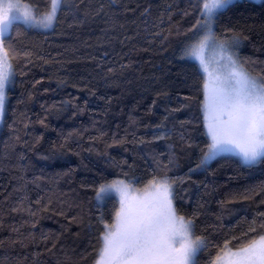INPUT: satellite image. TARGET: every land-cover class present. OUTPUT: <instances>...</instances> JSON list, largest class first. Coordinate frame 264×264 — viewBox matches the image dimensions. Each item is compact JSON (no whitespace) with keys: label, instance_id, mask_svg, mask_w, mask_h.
Segmentation results:
<instances>
[{"label":"trees","instance_id":"trees-1","mask_svg":"<svg viewBox=\"0 0 264 264\" xmlns=\"http://www.w3.org/2000/svg\"><path fill=\"white\" fill-rule=\"evenodd\" d=\"M27 2V0H25ZM40 12L46 0H32ZM198 0H66L52 29H15L14 76L0 126V264H96L104 223L119 204L101 185L174 181L177 214L213 264L264 231V163L207 145L203 79L181 59L200 32ZM219 41L264 77V0H241L214 20ZM238 237L241 239H232Z\"/></svg>","mask_w":264,"mask_h":264},{"label":"snow or ice","instance_id":"snow-or-ice-1","mask_svg":"<svg viewBox=\"0 0 264 264\" xmlns=\"http://www.w3.org/2000/svg\"><path fill=\"white\" fill-rule=\"evenodd\" d=\"M234 2L198 0L200 32L181 54V59L195 62L204 81L201 108L210 143L197 167L228 154L238 156L246 166L264 163V77L250 75L234 57L231 45L218 41L213 30L219 10ZM46 3L47 10L40 12L31 6L32 0H0V119L6 88L14 76L5 41L20 27L50 29L66 0ZM173 183L165 176L153 178L142 191L123 180L99 187L96 199L102 202L114 192L119 208L113 222L103 225L96 264H196L205 241L193 236L192 220L177 214ZM255 232L257 228L250 227L243 234L249 239L235 248L226 241L213 264H264V231L250 235Z\"/></svg>","mask_w":264,"mask_h":264},{"label":"rangeland","instance_id":"rangeland-1","mask_svg":"<svg viewBox=\"0 0 264 264\" xmlns=\"http://www.w3.org/2000/svg\"><path fill=\"white\" fill-rule=\"evenodd\" d=\"M237 1H241V0H235V2L234 3H236ZM256 1V0H255ZM209 2H210V0H209ZM233 3V4H234ZM233 4H230V5H228L226 8H228L229 6H231V5H233ZM226 8H224V9H226ZM224 9H222V10H219V13L220 12H222ZM218 13V14H219ZM56 22V21H55ZM55 22H54V24H55ZM54 24H53V26H54ZM53 26L50 28V29H52L53 28ZM214 27H215V25H214V23H213V30H214ZM50 29H40V30H43V31H47V30H50ZM216 37V39H217V36H215ZM218 40V39H217ZM219 41V40H218ZM231 51L234 53V57L238 60V58L236 57V52H235V47L234 46H231ZM208 53H206V55H207ZM249 73V72H248ZM250 74V73H249ZM251 75V74H250ZM10 85V84H9ZM9 87V86H8ZM7 87V88H8ZM6 88V92H5V103H6V95H7V89ZM4 107H5V104H4ZM3 116H4V114H3ZM1 124H2V119H0V126H1ZM228 155H231V154H228ZM233 156H235V155H233ZM238 157V156H237ZM239 158V157H238ZM131 186L133 187V188H135V189H138V190H140V191H142L143 190V188H138V187H136V186H134V185H132L131 184ZM173 189V188H172ZM114 193V192H113ZM174 193V192H173ZM133 194H139V192H137V193H133ZM114 195H116L117 196V199L119 200V196L116 194V193H114ZM174 204V203H173ZM174 207H175V204H174ZM192 231H193V236L194 237H197L196 235H194V224H193V229H192ZM203 239V238H202ZM204 240V239H203ZM201 251V249L197 252V254H196V256H195V262L197 261V255L199 254V252Z\"/></svg>","mask_w":264,"mask_h":264}]
</instances>
